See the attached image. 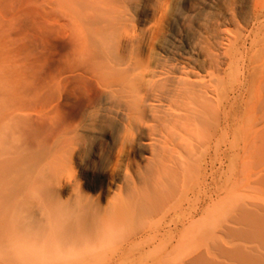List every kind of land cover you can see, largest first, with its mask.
I'll return each mask as SVG.
<instances>
[{"label": "bare ground", "instance_id": "1", "mask_svg": "<svg viewBox=\"0 0 264 264\" xmlns=\"http://www.w3.org/2000/svg\"><path fill=\"white\" fill-rule=\"evenodd\" d=\"M241 3L0 0L4 245L35 264H86L104 248L109 264H141L129 256L141 247L163 253L157 264H264V205L250 198L237 203L240 226H226L240 235L227 241L232 254L209 240L206 253L172 256L188 234L214 233L237 199L235 118L219 85L235 64L229 26L246 14ZM249 56L246 104L264 99V45Z\"/></svg>", "mask_w": 264, "mask_h": 264}, {"label": "rangeland", "instance_id": "2", "mask_svg": "<svg viewBox=\"0 0 264 264\" xmlns=\"http://www.w3.org/2000/svg\"><path fill=\"white\" fill-rule=\"evenodd\" d=\"M241 1V8L246 10V14L244 15V17L239 18V24L235 26H229L232 34L237 39V42H235L230 47V53L232 56H234L235 64L232 66L229 73L225 76V78L221 81L219 85V92L221 98L224 100L226 99V97L230 98V109L233 112L235 118L234 134L232 137L231 177L233 185L232 193L234 194H232V196L237 199L235 200V198L232 197L235 200L233 202L235 204H233L232 209L230 210L229 214H227L228 217L226 215H220L218 217L216 222L217 230L215 229L216 231H214V233H211L210 235H203L197 238L198 240L192 239L191 236L188 234L185 237V248L179 251V253L176 251L172 254L173 258L175 259L180 258V256H187V258H191L194 256H198L201 253H206V248L208 247L206 245H209L211 242L213 243L214 241H216L219 245L221 244L220 246H223L224 248L226 247L228 251H230V254H232L233 249L231 248V244L237 242H232L234 240L232 236L235 235L239 237L240 235H237L236 233L232 234L230 232L227 234L226 230H228V228L226 229V226L229 225L231 227L233 223L236 224L235 220H237L238 216L236 210L239 211L237 203H240V201L242 200V202H250L252 199L253 201H256L255 203H257V201H261L264 203V183L261 182V177L264 175V99L261 101L257 100V96L253 94L251 100L248 101V104H246L243 99L242 92L243 79L250 70V67L248 65L250 57L249 55L252 54V51L254 49L257 50L258 47L260 48L262 45H264V5H262L258 9H254V7L252 6H249V8H245L246 0ZM257 13H259L258 18ZM248 35L251 36L247 38L246 36ZM244 40L245 43L243 42ZM248 48L249 53L248 55H246L245 52L248 50ZM243 54L244 56L246 55V69L241 68V63H237V59L241 58ZM246 95L250 97L251 94ZM223 149L224 142L222 139H219L217 143L219 158V161L217 163V180L220 186V190H223L221 194L224 195V180L227 171V161ZM201 163L202 160L200 161V164ZM245 175L248 177H243ZM247 198H250L251 200L249 199L247 201ZM223 203V201H220L217 204L219 209L223 208ZM263 203L262 205H264ZM185 206H188L187 203L185 204ZM233 211L236 213H233ZM229 215H232L233 218H231ZM171 216H174V213H172L169 217ZM137 226L138 228H142L141 223ZM238 226L240 225L236 224V226L233 225L232 228ZM127 233V231L122 232V234L119 235L118 238L120 239V237L126 236ZM164 235L165 236L162 237V240H169L171 235ZM220 235H222L223 237ZM220 237L222 239L224 238L225 240H222ZM227 241H231V244ZM111 254V252L105 250L104 248L100 250L98 254H96L93 260L89 261L86 264H109ZM162 255L163 253L159 249H152L151 251H149V249L146 247H141L133 252H129V256L132 259H137L138 261H143L144 259L141 264H157V259ZM0 264L35 263L31 262L30 258L26 254L12 251L7 245H4L2 239H0ZM41 264L44 263L41 262Z\"/></svg>", "mask_w": 264, "mask_h": 264}]
</instances>
